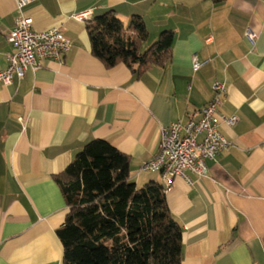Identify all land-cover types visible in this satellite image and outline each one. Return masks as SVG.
Here are the masks:
<instances>
[{"label": "crops", "instance_id": "obj_1", "mask_svg": "<svg viewBox=\"0 0 264 264\" xmlns=\"http://www.w3.org/2000/svg\"><path fill=\"white\" fill-rule=\"evenodd\" d=\"M111 9L126 27L143 17V50L172 30L170 61L138 74L97 58L89 19L76 16ZM24 13L33 30L58 27L72 45L62 60L0 80V264H63L57 229L68 208L55 176L90 140L129 155L138 186L162 183L142 169L161 127L198 120L216 81L227 86L219 111L238 121L220 124L232 146L206 160L205 176H176L166 192L183 231L182 263L264 264V0H31ZM17 15L16 0H0V70L14 51L7 35Z\"/></svg>", "mask_w": 264, "mask_h": 264}, {"label": "trees", "instance_id": "obj_2", "mask_svg": "<svg viewBox=\"0 0 264 264\" xmlns=\"http://www.w3.org/2000/svg\"><path fill=\"white\" fill-rule=\"evenodd\" d=\"M87 29L92 53L109 67L123 63L142 74L171 59L173 31H162L143 50L149 34L140 15L126 27L111 9L89 19ZM130 160L110 142L92 139L55 176L68 208L57 229L63 264H183V231L163 184L138 186Z\"/></svg>", "mask_w": 264, "mask_h": 264}, {"label": "built area", "instance_id": "obj_3", "mask_svg": "<svg viewBox=\"0 0 264 264\" xmlns=\"http://www.w3.org/2000/svg\"><path fill=\"white\" fill-rule=\"evenodd\" d=\"M18 15L14 27L8 32V39L14 51L8 54L9 66L0 70V80L5 84L12 82L14 74L23 78L29 69L41 67V60L53 58L62 60L71 48V39L60 28L53 27L44 31L33 30V19L24 13V7L31 0H16ZM79 19H90L78 14ZM256 34L247 33V38L254 42ZM194 68L200 63L195 59ZM214 97L202 109L198 120L187 123L175 121L160 130L158 152L147 160L142 169L159 172L163 190L166 193L173 186L176 176L191 181L190 173L203 177L208 172L207 159H215L222 151L230 148L232 142L219 130L221 123L233 125L238 121L237 115H226L219 111L223 97L227 93L225 82L213 84Z\"/></svg>", "mask_w": 264, "mask_h": 264}, {"label": "rangeland", "instance_id": "obj_4", "mask_svg": "<svg viewBox=\"0 0 264 264\" xmlns=\"http://www.w3.org/2000/svg\"><path fill=\"white\" fill-rule=\"evenodd\" d=\"M150 44H152L151 42H149L148 44H146V46H149Z\"/></svg>", "mask_w": 264, "mask_h": 264}]
</instances>
